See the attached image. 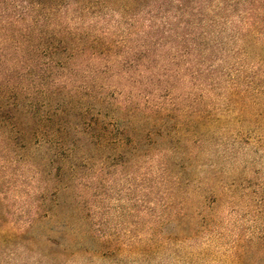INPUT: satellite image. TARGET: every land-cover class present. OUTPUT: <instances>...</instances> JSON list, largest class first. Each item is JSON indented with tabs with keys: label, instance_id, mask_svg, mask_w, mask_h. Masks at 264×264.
<instances>
[{
	"label": "clouds",
	"instance_id": "9594fccd",
	"mask_svg": "<svg viewBox=\"0 0 264 264\" xmlns=\"http://www.w3.org/2000/svg\"><path fill=\"white\" fill-rule=\"evenodd\" d=\"M0 264H264V0H0Z\"/></svg>",
	"mask_w": 264,
	"mask_h": 264
}]
</instances>
